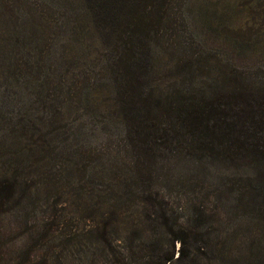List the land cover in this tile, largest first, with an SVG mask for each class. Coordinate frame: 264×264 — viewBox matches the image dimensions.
I'll use <instances>...</instances> for the list:
<instances>
[{
    "label": "rangeland",
    "instance_id": "1",
    "mask_svg": "<svg viewBox=\"0 0 264 264\" xmlns=\"http://www.w3.org/2000/svg\"><path fill=\"white\" fill-rule=\"evenodd\" d=\"M128 3L110 22L85 0H0V180L16 182L0 196V264L155 262L153 228L166 222L149 215L160 206L194 247L213 244L186 264L263 259L264 220L245 206L248 170L150 165L132 146L114 80L131 43L148 70L144 93L236 79L264 92V0ZM142 4L165 18L148 26L144 10L145 29L128 44L125 9Z\"/></svg>",
    "mask_w": 264,
    "mask_h": 264
},
{
    "label": "trees",
    "instance_id": "2",
    "mask_svg": "<svg viewBox=\"0 0 264 264\" xmlns=\"http://www.w3.org/2000/svg\"><path fill=\"white\" fill-rule=\"evenodd\" d=\"M85 2L92 14L110 22H115L118 12L125 8V4L126 8L129 7L127 0ZM153 8L151 4H142L137 7L136 14L133 6L129 13L125 9L128 21L126 19L123 23L124 30L127 29L130 33L128 44L138 36L139 30L145 29L143 22L148 15L154 16L150 19L152 24L148 23V26L154 27L162 23L165 8L160 13H154ZM144 10L147 16L141 14ZM106 24L102 29L103 36L112 32L111 24ZM155 31L157 32L156 27ZM124 44L126 47V43ZM125 49L123 71L114 81L121 79V82H117L122 89L119 93V108L128 118V133L136 152L147 155L150 165L174 160L178 163H173L174 167L185 168L189 164L195 166L205 160L229 164L237 171L242 170L241 173L247 169L245 190L249 201L245 202V206H250L252 215H259L264 220V92L254 91L251 86L236 79L233 85H226L225 89H218L210 84L199 89L193 86L176 87L156 96L153 90L144 93L140 78L148 70L135 61L131 43ZM150 165L148 168L151 172ZM6 181L0 180V196L16 184ZM160 211V216L149 215L153 222L157 218H165L166 222L153 228L159 234L155 241L157 244H154L158 260L149 261L148 257L147 260L137 262L138 264H186L194 259L193 253L197 255L199 250L206 253L207 250L209 253L214 250L209 240L200 239L201 243L196 240L197 247H194L187 234L183 235L173 228V224H168L165 209L161 206ZM107 241H110L108 237ZM176 242H179L177 249ZM263 259L256 260L254 264H264Z\"/></svg>",
    "mask_w": 264,
    "mask_h": 264
}]
</instances>
